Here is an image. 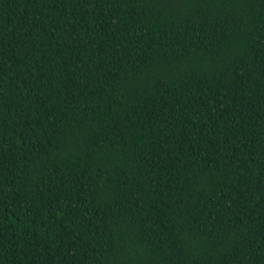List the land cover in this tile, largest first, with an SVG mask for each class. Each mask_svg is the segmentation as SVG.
<instances>
[{"label":"trees","instance_id":"16d2710c","mask_svg":"<svg viewBox=\"0 0 264 264\" xmlns=\"http://www.w3.org/2000/svg\"><path fill=\"white\" fill-rule=\"evenodd\" d=\"M0 264H264V0H0Z\"/></svg>","mask_w":264,"mask_h":264}]
</instances>
